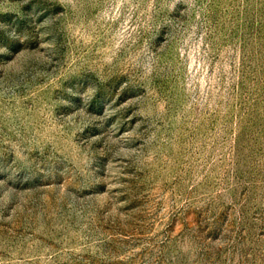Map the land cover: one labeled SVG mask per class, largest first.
Returning <instances> with one entry per match:
<instances>
[{
  "label": "rangeland",
  "instance_id": "rangeland-1",
  "mask_svg": "<svg viewBox=\"0 0 264 264\" xmlns=\"http://www.w3.org/2000/svg\"><path fill=\"white\" fill-rule=\"evenodd\" d=\"M0 264H264V0H0Z\"/></svg>",
  "mask_w": 264,
  "mask_h": 264
}]
</instances>
